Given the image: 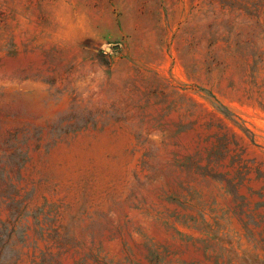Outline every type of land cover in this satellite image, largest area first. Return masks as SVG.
Instances as JSON below:
<instances>
[{"label": "rangeland", "instance_id": "1", "mask_svg": "<svg viewBox=\"0 0 264 264\" xmlns=\"http://www.w3.org/2000/svg\"><path fill=\"white\" fill-rule=\"evenodd\" d=\"M0 264H264V0H0Z\"/></svg>", "mask_w": 264, "mask_h": 264}, {"label": "water", "instance_id": "2", "mask_svg": "<svg viewBox=\"0 0 264 264\" xmlns=\"http://www.w3.org/2000/svg\"><path fill=\"white\" fill-rule=\"evenodd\" d=\"M118 49V46H114L113 48H112V50H114V51H116ZM106 51H110V48L109 47H106Z\"/></svg>", "mask_w": 264, "mask_h": 264}]
</instances>
